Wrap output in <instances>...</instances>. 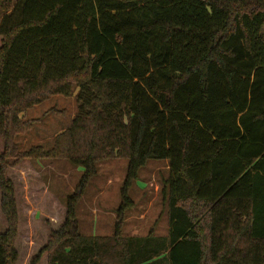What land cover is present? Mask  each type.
Listing matches in <instances>:
<instances>
[{
    "label": "trees",
    "instance_id": "obj_1",
    "mask_svg": "<svg viewBox=\"0 0 264 264\" xmlns=\"http://www.w3.org/2000/svg\"><path fill=\"white\" fill-rule=\"evenodd\" d=\"M0 264H16L18 218L4 161L83 170L126 160V192L164 161L167 237H84L69 197L39 264H264V0H0ZM74 96L51 149L19 151L23 115Z\"/></svg>",
    "mask_w": 264,
    "mask_h": 264
},
{
    "label": "rangeland",
    "instance_id": "obj_2",
    "mask_svg": "<svg viewBox=\"0 0 264 264\" xmlns=\"http://www.w3.org/2000/svg\"><path fill=\"white\" fill-rule=\"evenodd\" d=\"M0 12V21L2 18ZM76 112L74 96H54L34 106L23 117L36 121L26 134L17 137L19 151L40 146L51 149L55 136L67 130ZM3 164L5 177L11 181L18 218L14 247L16 264H30L45 247L50 234L59 229L64 220L69 197L80 193L75 205L79 232L84 237H110L117 223L124 237H148L155 241L167 233L166 206L159 193L166 178L164 161H148L126 192L131 207L119 213L122 203L127 161L106 160L97 163L96 174L80 192L83 170L64 160H25L12 165ZM6 229L0 213V233ZM154 232V233H153ZM44 254L39 264H46Z\"/></svg>",
    "mask_w": 264,
    "mask_h": 264
},
{
    "label": "crops",
    "instance_id": "obj_3",
    "mask_svg": "<svg viewBox=\"0 0 264 264\" xmlns=\"http://www.w3.org/2000/svg\"><path fill=\"white\" fill-rule=\"evenodd\" d=\"M120 226H121V224H120ZM154 233V232H153ZM166 237H167V233H165L163 236H161V237H159L158 239H166Z\"/></svg>",
    "mask_w": 264,
    "mask_h": 264
}]
</instances>
